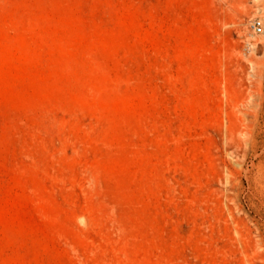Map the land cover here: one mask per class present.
<instances>
[{"label": "rangeland", "instance_id": "374dc122", "mask_svg": "<svg viewBox=\"0 0 264 264\" xmlns=\"http://www.w3.org/2000/svg\"><path fill=\"white\" fill-rule=\"evenodd\" d=\"M256 17L0 0V264H264Z\"/></svg>", "mask_w": 264, "mask_h": 264}, {"label": "built area", "instance_id": "2783aa9c", "mask_svg": "<svg viewBox=\"0 0 264 264\" xmlns=\"http://www.w3.org/2000/svg\"><path fill=\"white\" fill-rule=\"evenodd\" d=\"M252 28L255 33L261 34L264 32V19L261 17H256L252 21Z\"/></svg>", "mask_w": 264, "mask_h": 264}, {"label": "bare ground", "instance_id": "6f19581e", "mask_svg": "<svg viewBox=\"0 0 264 264\" xmlns=\"http://www.w3.org/2000/svg\"><path fill=\"white\" fill-rule=\"evenodd\" d=\"M263 33H264V32H263ZM230 134H231V133H230ZM231 135H232V134H231ZM231 135H230L229 137L232 139V136H231ZM229 137H228V138H229Z\"/></svg>", "mask_w": 264, "mask_h": 264}]
</instances>
